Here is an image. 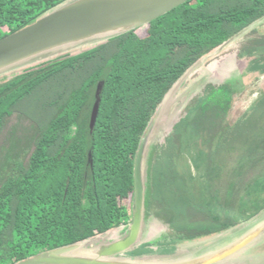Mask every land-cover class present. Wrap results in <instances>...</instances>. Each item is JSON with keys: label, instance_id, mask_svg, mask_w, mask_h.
I'll return each instance as SVG.
<instances>
[{"label": "trees", "instance_id": "trees-1", "mask_svg": "<svg viewBox=\"0 0 264 264\" xmlns=\"http://www.w3.org/2000/svg\"><path fill=\"white\" fill-rule=\"evenodd\" d=\"M74 1L0 0V39ZM137 28L0 79V264L116 227L127 233L136 153L174 87L243 33L248 68L264 63V0H186L154 18L147 35ZM245 88L236 78L208 82L173 131L150 138L140 233L119 258L193 255L264 216V87ZM13 115L20 121L4 133ZM185 139L196 152L180 171Z\"/></svg>", "mask_w": 264, "mask_h": 264}, {"label": "rangeland", "instance_id": "rangeland-1", "mask_svg": "<svg viewBox=\"0 0 264 264\" xmlns=\"http://www.w3.org/2000/svg\"><path fill=\"white\" fill-rule=\"evenodd\" d=\"M117 2L121 0H80L78 4H98L109 2ZM123 1V0H122ZM144 20V16L125 19L112 24L105 25L85 34L64 39L50 45H46L36 50L17 55L11 59L0 62V79L10 75L20 67L29 66L38 63L46 57L58 52L74 51L81 52L99 44L102 40L124 31L132 26L137 25V33L140 36L147 35V27L151 22ZM246 34H240L238 37L230 40L222 47L211 51L205 55L202 60L194 67L186 79L176 85L169 99L164 102L145 135V141L149 142L153 135L163 139L164 135L173 131V124L183 116L185 105L197 92H201L208 82L220 83L229 79H237L241 87L245 89H255L264 87V63L256 65L253 69H249L250 60L253 57L240 56V46ZM198 84L192 90V85ZM178 99V100H177ZM175 100L176 103H175ZM174 102V106L171 103ZM241 105V103H240ZM184 106V107H183ZM30 113H34L33 105L28 107ZM20 121L17 115L10 117L4 133L13 125ZM183 129V127H182ZM192 130L188 132L191 133ZM5 135V134H4ZM196 152V145L192 140L185 139L182 152L179 159V169L184 170L188 166L192 167V157ZM199 179V170L191 168ZM200 180V179H199ZM128 233V232H127ZM120 228L116 227L109 231L106 236L98 237L88 243H82L72 246L68 249H62L49 254L47 261L35 264H82L90 256L93 247L98 244L114 242L121 237ZM240 233V232H239ZM239 233L229 234L228 238L222 237L205 247L198 253L190 257L179 259H168L165 261L148 262L147 264H217V260L226 264H264V232L256 236H246L238 241ZM202 242L196 241L193 246L201 245ZM118 258L117 254L112 256ZM221 258V259H220ZM86 259V260H85ZM85 260V261H84ZM89 262L91 260H88Z\"/></svg>", "mask_w": 264, "mask_h": 264}, {"label": "water", "instance_id": "water-1", "mask_svg": "<svg viewBox=\"0 0 264 264\" xmlns=\"http://www.w3.org/2000/svg\"><path fill=\"white\" fill-rule=\"evenodd\" d=\"M79 1L80 0L71 2L57 9L56 11L32 22L31 24L1 38L0 62L64 39L85 34L96 28L112 24L113 22L140 16H144V20L150 21L186 0H121L117 2H109L108 4H78L77 2ZM136 26L137 25L128 29L134 28ZM102 88L103 81L98 84L96 90V100L93 106L90 121V127L92 130L96 124L99 113L101 101L100 94ZM153 119L148 125L147 130L140 141L135 157L134 205L129 231L125 236L114 242L103 243L99 246H94L90 256L87 258V260L85 259L86 261L84 260L85 262L82 264H147L148 262L165 261L172 258L181 259L192 256L181 255L157 260L146 259L144 261L126 260L119 257H112L113 255L129 248L137 240L140 233L144 198L143 164L145 152L148 146V142L145 141V135L150 128ZM106 235L107 233L103 234V236ZM72 246L42 252L14 264L41 263L47 261L49 254L58 250L68 249ZM88 260L91 261L89 262ZM73 262L79 264V262ZM217 262L220 261L217 260Z\"/></svg>", "mask_w": 264, "mask_h": 264}, {"label": "crops", "instance_id": "crops-1", "mask_svg": "<svg viewBox=\"0 0 264 264\" xmlns=\"http://www.w3.org/2000/svg\"><path fill=\"white\" fill-rule=\"evenodd\" d=\"M240 232V233H239ZM262 232H264V216L257 220L255 223L242 228L241 230L237 231L236 233H239V237L237 240L240 241L242 240L244 237H248V236H256L261 234ZM228 238V237H225ZM217 264H226L223 262H218Z\"/></svg>", "mask_w": 264, "mask_h": 264}]
</instances>
